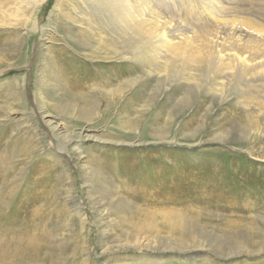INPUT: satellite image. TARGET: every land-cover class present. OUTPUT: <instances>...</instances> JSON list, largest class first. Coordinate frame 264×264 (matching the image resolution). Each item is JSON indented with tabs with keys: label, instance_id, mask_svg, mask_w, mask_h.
I'll use <instances>...</instances> for the list:
<instances>
[{
	"label": "rangeland",
	"instance_id": "374dc122",
	"mask_svg": "<svg viewBox=\"0 0 264 264\" xmlns=\"http://www.w3.org/2000/svg\"><path fill=\"white\" fill-rule=\"evenodd\" d=\"M99 5L0 0V264H264V91Z\"/></svg>",
	"mask_w": 264,
	"mask_h": 264
},
{
	"label": "bare ground",
	"instance_id": "6f19581e",
	"mask_svg": "<svg viewBox=\"0 0 264 264\" xmlns=\"http://www.w3.org/2000/svg\"><path fill=\"white\" fill-rule=\"evenodd\" d=\"M97 1L100 7L114 9L121 25H127L132 31L140 26L143 31L152 34L153 42L158 43L161 52L166 53L176 45L182 49L189 46L186 49L188 56L211 61L209 68L215 66L218 72L230 77L229 82L241 84L248 96H260L264 91V25L252 18L235 17V12L241 11L244 5L249 12L256 7L258 15L264 17V0ZM195 42L197 44L193 45ZM261 109L264 111V107ZM158 197L159 201L167 199L175 204L181 203L180 197L171 198L168 191L160 193ZM177 209L159 212L166 218L174 217L170 221L174 225L179 223L177 217L181 213Z\"/></svg>",
	"mask_w": 264,
	"mask_h": 264
}]
</instances>
